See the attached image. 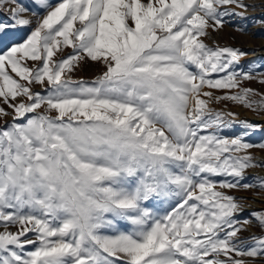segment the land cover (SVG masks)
I'll return each mask as SVG.
<instances>
[{
	"label": "snow or ice",
	"instance_id": "obj_1",
	"mask_svg": "<svg viewBox=\"0 0 264 264\" xmlns=\"http://www.w3.org/2000/svg\"><path fill=\"white\" fill-rule=\"evenodd\" d=\"M254 6L34 0L33 19L23 0H0L9 16L0 36L30 28L0 48V120L12 117L0 124V264L264 257V234L250 244L240 238L253 222L240 219L242 205L224 191H264V177L245 182L248 169L264 167L245 139L261 126L209 107L228 100L264 112V94L241 86L264 83V72L240 66L244 51L202 39ZM89 60L102 71L91 82L73 79ZM237 122L241 134H224ZM167 201L171 211L158 215L156 203ZM250 215L264 230V210Z\"/></svg>",
	"mask_w": 264,
	"mask_h": 264
},
{
	"label": "rangeland",
	"instance_id": "obj_2",
	"mask_svg": "<svg viewBox=\"0 0 264 264\" xmlns=\"http://www.w3.org/2000/svg\"><path fill=\"white\" fill-rule=\"evenodd\" d=\"M244 2L249 5H255L254 7L248 8L244 18L240 16L227 17L225 18V26L223 29L215 32L210 30L209 36L202 39H204V42L210 47H232L244 51L247 54L241 58L240 66L248 71L255 69L257 73L264 72V25L258 23L259 20L264 19V2L261 0H244ZM5 11L7 12L6 9ZM236 11L239 12L240 10L236 9ZM29 13H26V15ZM0 20H4L3 13L0 14ZM238 29H244V31H238ZM80 68L85 75L99 74L102 71V65L90 60L87 63L82 62ZM213 76H215V74H213ZM241 86L253 89L257 93L264 94V83H260L259 79L243 81ZM213 91L216 95H223V92L226 90ZM237 91H239V89L231 90L232 93ZM252 99H260V97L255 96L252 97ZM209 107L215 111H223L225 113L229 111L234 112L236 113L237 121H248L260 125V129L250 132L245 139L254 145V147L249 150L254 160L256 162H264V148L259 146L264 144V121L262 123L256 122L249 118H242L240 115L241 110H243L244 112L248 111L252 113L258 118H264V112L257 113L228 100L220 102L213 101L209 104ZM0 124H4L3 119L0 120ZM242 130L243 125L237 122L233 124L231 128L224 129L223 131L224 134L233 136L241 134ZM246 176L249 177V179L245 182L255 183L251 178L256 176L264 177V167L250 168L246 171ZM224 191L238 198V202L243 207V213L240 219H249L253 222L252 226L238 234L241 239L248 241L250 244V238L252 236L264 234V230L256 226L255 219L250 215L254 210H264V191H261L258 187L249 189H224ZM249 260H254V264H264V257L249 258Z\"/></svg>",
	"mask_w": 264,
	"mask_h": 264
},
{
	"label": "crops",
	"instance_id": "obj_3",
	"mask_svg": "<svg viewBox=\"0 0 264 264\" xmlns=\"http://www.w3.org/2000/svg\"><path fill=\"white\" fill-rule=\"evenodd\" d=\"M33 2L34 0H23V3L26 4L30 9H33L29 14H25L27 17L33 18V13L35 12V9L33 8ZM3 16H4V21H7L9 16L8 13L4 10L3 11ZM3 19V18H2ZM30 28L29 27H22V28H17L15 30L9 31L6 34L0 36V48H3L5 44H8L10 42H20L23 38H26V36L29 34ZM71 52V49H66L65 50V56ZM34 62L29 61V66H31ZM81 67V66H80ZM98 75V73L94 75H85L82 71L81 68L75 71L73 74V79L75 80H86L91 82L92 80L95 79V77ZM36 92H42L43 90L39 87L36 86L34 89ZM0 106H4L6 108V105L0 104ZM10 111V109H8ZM4 121H11L12 117H6L3 119ZM174 201H167V202H157L156 203V211L158 215H164L166 211H171V205L174 204Z\"/></svg>",
	"mask_w": 264,
	"mask_h": 264
},
{
	"label": "bare ground",
	"instance_id": "obj_4",
	"mask_svg": "<svg viewBox=\"0 0 264 264\" xmlns=\"http://www.w3.org/2000/svg\"><path fill=\"white\" fill-rule=\"evenodd\" d=\"M262 2H264V0H261ZM254 45V44H253ZM252 113H250V112H244L243 110H241V112H240V115H241V117L242 118H249V119H251V120H253V121H256V122H263L264 121V118H258L257 116H255V115H251ZM264 126V125H263ZM260 200H262V199H260Z\"/></svg>",
	"mask_w": 264,
	"mask_h": 264
}]
</instances>
